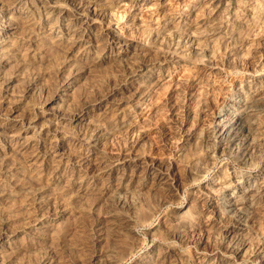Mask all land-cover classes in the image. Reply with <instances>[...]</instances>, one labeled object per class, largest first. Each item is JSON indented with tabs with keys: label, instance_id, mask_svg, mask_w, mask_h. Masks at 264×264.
I'll use <instances>...</instances> for the list:
<instances>
[{
	"label": "rangeland",
	"instance_id": "rangeland-1",
	"mask_svg": "<svg viewBox=\"0 0 264 264\" xmlns=\"http://www.w3.org/2000/svg\"><path fill=\"white\" fill-rule=\"evenodd\" d=\"M22 1L33 2V0ZM156 1L151 0L145 3L139 0L133 5H130L127 0L120 2L115 8L116 15H114L115 19L111 25V30L121 38L135 37L145 40L143 29L147 26H157V22L160 21H157L155 17L159 13H161L162 20L179 15L184 17L187 14V7L201 0ZM229 3H231L229 5L231 12H233L226 21L229 28L212 33V37L207 40L214 49L215 55L214 58H204V61L212 62L213 65L205 66L204 63L195 65L199 68L200 66L205 67L204 72L199 73L197 67L183 61L171 63L168 66L164 62L151 63V58L140 55L142 56L140 59L147 58L149 62L147 61V64L126 81H119L112 86L114 91L112 96H109V100L115 98L116 102L120 104L117 119L113 112L108 109L111 102L105 101L98 108V105H88V100L94 92L104 89L103 85L106 84V81L111 82L110 78L119 73L118 71L122 70L125 63L133 61L140 52L134 54L129 49L126 56L115 61L108 58L110 56L106 54L101 63L91 67L89 71L81 72L80 81L73 84L68 90L64 84L67 81L66 77L69 71H81L82 68H85L87 66L84 62L85 58L74 52L67 53L65 49L47 47L44 45L45 40L43 39L35 42L37 48L40 47L37 56L42 58L39 59L31 54L35 58L32 56L29 60L27 59L28 61L25 60L28 64L25 66L28 68V71L25 70L26 73L24 72L26 74H24L25 79L14 82L8 92L9 98L16 103L9 106L0 105V123L15 124L25 130L31 138L29 146L32 145L33 147H30L29 152L35 151L33 149L38 147L40 149L38 151L48 154L49 149L51 150L52 146L55 145L64 150V155L69 156L70 161L68 158L64 159L62 170L59 169L56 172L54 170L56 167L52 166L55 162L51 157L46 156V161H41L42 158H40L37 160L38 162H35L36 157L32 159L27 157V155L30 156L29 152L27 153L26 149L21 148L20 145L24 142L21 136L9 137L7 135L6 137V134L2 135L0 131V151L7 155L9 162L23 161L20 162L22 165L9 163L12 164V169L15 165L18 168L12 170V173L8 172L7 177L2 174L0 178V229L2 227L1 220L6 223L5 230H2V232L6 231V234L0 239V264H91L92 254L96 252L112 254L111 260L120 257L121 254L123 255L119 260L116 258L111 263L102 258H95L93 261L97 264H139L145 256L149 255L150 251H155L159 246H167L174 251V255L168 259L167 264L184 261L185 264L186 262L208 264L212 261L216 251L223 253V251L218 250L217 245L220 236L218 233L220 223L213 227L211 220H208L203 214L206 212L205 208L208 204L217 206V201L222 202L221 192L216 190L214 185L219 182V186H221L220 182L225 177L228 182L225 183L224 180L222 182L224 186L226 184L229 186L232 183L237 184L240 180H238L239 177L245 178L251 174L263 172L264 169V129L255 138L256 141L254 142L258 147H254L257 150L253 149L255 160L252 158L250 159L252 162H250L243 157L241 158L239 153L234 151L237 148L230 145L229 142L217 144L214 139L209 143L205 142L204 128L213 127L215 121L213 119L210 125V116L205 118L202 115L201 120H199L197 115L201 105L200 97L210 93H215L221 99L220 102L222 103L219 105L218 111L220 108H232L233 100L238 94L241 97L250 95L251 90H248L250 85H254L260 90L264 89V38L262 45L257 44L258 46L255 45L256 48H252L247 42L246 45L238 46L235 53L232 50L229 51V48L235 46L236 43L226 41L227 36H230L229 34H235L237 31L238 35L235 34L236 42L246 37L247 41L256 38L254 33L257 30L264 34V0H230ZM199 5V10L196 12H199L201 17L208 12L209 8L202 3ZM15 11L17 10L1 12L0 22L2 19L8 20L11 16L16 15ZM254 11L256 13L252 15ZM165 13L170 17H165ZM254 16L255 21L253 22ZM133 20L142 25L133 28L131 26ZM256 20L258 21L256 22ZM252 23L255 24V31L250 29L254 25ZM0 25L2 24L0 23ZM130 29L134 32L130 33ZM21 31L19 30L18 33ZM14 39L17 38L12 35L8 40L15 43ZM23 43V41H17L19 47L16 46V51L23 49V47L21 48V46H25V44L22 45ZM42 50L44 51L42 52ZM16 51V56H19L21 50ZM102 55L105 53L102 52ZM239 57L237 64L232 63ZM29 63H33L31 66L34 65V67H30ZM160 66L163 67V70L158 69ZM61 70L65 71L61 72ZM29 75L36 80V84L32 88H26L27 84L24 82L30 80ZM145 75H153L149 80L152 87L150 93H147L143 98L136 114L130 115L129 121L134 127L129 129L127 126L121 125L126 122L123 114L128 105L126 103L127 94L121 92L120 88L127 85L132 88L141 86ZM185 82L190 87L189 91H185L183 95L178 89ZM178 102L184 106L175 111L173 106ZM164 103H168V105L165 106ZM185 103L191 106V109L189 106H185ZM263 111L261 112L264 113ZM216 112L212 114L213 118L216 116ZM68 114H75L79 119L71 120L67 117ZM217 117L218 115L216 119ZM172 119L178 122L175 132L174 128L171 127L172 123H170L173 121ZM100 127L108 133L107 138L99 139L100 143L97 141L95 148H93L92 143L87 144L86 140L82 138L98 131ZM137 131L145 132L146 135L140 140L136 153L142 154L148 159H163L171 165L166 170L168 181L166 186L169 189H160L153 186L151 179L146 180V186L140 191L141 194L140 192L129 194L125 198L124 206L116 208V206H111L106 202L104 198L102 199L101 193H99L102 191L101 187L106 183V178L103 176L95 177V179L88 178L86 171L91 170L90 163L98 156V154L96 155L97 152L105 148L108 154L117 153L123 147V143L126 145L127 140L138 133ZM192 137L194 139L191 142L192 149L189 151V158H202L203 156V159H208L207 168L202 174L200 173L197 180H193L189 174L187 155L186 158L182 157V151L186 147L188 139ZM79 138L84 142H79ZM257 139L260 141L258 142ZM93 157L95 158L93 159ZM73 159L75 160L73 163L76 164L72 163ZM77 160H79V164H82L79 165ZM42 162L43 164H41ZM65 162L68 163L67 167ZM87 163V166L83 165ZM78 169L83 171L77 173ZM35 175L43 177L38 180L37 177H34ZM69 180L71 181L69 182ZM80 180L86 181V184L83 188L78 189L72 183L79 184ZM40 189L42 192V196H40L43 198L41 213L37 217L32 216L30 220L26 217L30 207L28 204L31 201L28 198L33 192ZM62 208L64 211L59 212ZM146 210H149L152 216L145 220L142 215ZM111 214H124L131 219L130 230L123 228V230L117 231L120 235L118 240L108 237V232H106L108 230L104 227V224L111 220ZM214 217L223 219L224 214L218 211L214 213ZM35 218L38 221L41 219L40 223L36 222ZM253 220L254 226L252 228L255 233L254 238L250 240L251 243L264 239V214H256ZM102 221L105 222L101 223ZM181 221L189 222L187 236L182 240L173 236L171 232V229L181 224ZM37 223L39 224L37 225ZM38 226L42 229H39ZM195 226L197 229L191 234V230ZM101 228L102 231L99 232ZM17 229L19 231L15 233L14 231ZM120 231L123 232L120 233ZM251 231L253 232L252 229ZM126 240L130 247L124 250L123 244ZM246 248L241 254L231 257L234 264H262L260 261H253V256L250 254L251 250L246 251Z\"/></svg>",
	"mask_w": 264,
	"mask_h": 264
},
{
	"label": "bare ground",
	"instance_id": "bare-ground-1",
	"mask_svg": "<svg viewBox=\"0 0 264 264\" xmlns=\"http://www.w3.org/2000/svg\"><path fill=\"white\" fill-rule=\"evenodd\" d=\"M123 1L125 0H35V1L33 0V2L28 3V2H23L22 0H0V13L12 9L17 10L15 11L17 13L16 15L11 16L10 18H8V20L2 19L0 22L2 24L0 25V105L9 106L12 103H16L14 101L12 102L11 98H9L10 96H8L9 95L8 92L11 90L12 84L14 82L21 79L23 81V78L26 75L25 70L28 71V68L25 67L28 65L26 64L25 60L27 59L29 60L33 55L37 56L38 54L37 51L38 48L40 47L37 48V44L35 45V42L39 41V39L45 40L44 45H46L47 47H53L62 50L65 49L67 53L74 52L77 55H81V57L85 58L84 62H86L87 64V66H85L84 64L85 68H82L81 71L80 70H76V71L73 70L71 72L69 71V74L66 77L67 81L64 84V87L68 90L70 89V87H72L73 84H77L80 81L81 78L79 75L81 74V72L84 73V71L87 70L89 71L91 67H94L97 64L101 63L105 58L106 54L107 56H110L108 58H112V60L115 61L118 60L119 58H122L123 56H126L128 54L127 52L130 49V51L134 54H136L137 52L140 53H138L137 56L134 57L133 61L125 63L123 65L122 70H119L118 71L119 73H116L113 78H110L111 82L107 80L106 84L103 85L104 89L94 92L92 97H90V99L88 100L89 101L88 105H94V106L98 105V108H100L105 101L111 102V105L109 106L108 109L111 112H113V115H115L117 119V117H119L118 115L120 112L119 111L120 104L116 102L115 98L109 100V96L110 95L112 96L113 94L112 92L114 91V89H112L113 88L112 86L114 84L116 85L119 81L122 80L126 81L130 76L135 75V73H137L139 69H141L145 64H147L146 63L147 61L149 62V60H147L148 57L151 58V63L155 64L158 62H164L168 66H170L171 63H179L181 61L186 62V64L189 65L192 64L194 66L197 64L200 65V63H204L205 66L213 65L212 62L204 61V58L206 57L214 58L215 55L214 49L210 46L207 40L212 37V33L216 31L221 32L223 29L229 28V25L228 23L226 24V21L227 19H229L228 16H231L233 13L231 12L229 6L231 4L229 3L230 0H201L196 3H192L191 6H188L187 14L184 17L182 15H179L178 17L177 16L170 17L165 13L164 16L170 18L162 20L161 13H159L155 17L157 21H160L157 22L158 25L155 27L147 26L143 29V33L145 34L144 36L145 40H140L135 37L121 38L111 30V25L115 19L114 15H116L115 8L117 7V5L120 4V2ZM127 1L130 2V5L139 2V0H127ZM142 1L148 3L151 0H142ZM156 2H158V0ZM201 3L202 5L208 7L209 10L206 14L200 17V13L196 11L199 10L200 7L199 4ZM255 13L256 11H254L252 15H254ZM253 19L254 20L252 21L254 22L255 16L253 17ZM257 21L258 20H256V22ZM173 23L175 24L173 25ZM141 25L142 24H140V22H134V20L131 24L133 28L139 27ZM254 28H255V24L252 25L250 29L255 31L256 29ZM19 30L21 32L18 33ZM129 31L130 33L134 32V30L131 29ZM235 34L238 35V31L235 32ZM235 34H229L230 36L229 37L227 36L226 38L227 42L229 43L232 42L233 44L234 42L236 43L235 46L229 48V51L232 50L233 53L236 52L238 46L241 47L243 45H246L247 42L250 44L252 48H254L255 45L257 44L262 45V41L264 38L263 37L264 34H262L259 30H257L254 33L256 35V38L254 37V39L247 41V37H246L243 40L236 42L237 37ZM239 34H241V32H239ZM12 35L17 38L14 39L15 43H12L10 42L11 40H8L9 37ZM18 40L23 41L24 43L22 45L25 44V46H21V48L23 47V49H19L16 51ZM20 43L18 44L20 45ZM43 48L45 47L43 46ZM15 51L16 52L20 51L21 54L19 53L20 55L16 56ZM43 51L44 50H42V52ZM102 52L105 53V55H102ZM140 55L147 56V58L140 59L142 57ZM35 56L33 57L35 58ZM37 57L39 59L42 58L40 56ZM239 59L240 57L236 59L235 62L233 61L232 63L237 64ZM31 64L33 63H29L30 67L32 66L34 67V65L31 66ZM195 67H197L199 73H203L205 70L204 66H200V68L198 66ZM158 69L163 70V67L160 66ZM64 71L65 70H61V72ZM151 77H153V75L150 76L145 75V79L142 80V85L136 88H132L130 85L120 88L121 92L127 94L126 103L128 105L123 114L124 115L123 118L126 119L124 121L126 122L124 125L121 124L122 126L125 127L127 126V128L129 129H133L134 126L129 121L130 119L129 117L131 114H136L141 103L143 102V98L145 97V95H147V93H150V88L152 87V83H150L149 80L151 79ZM66 78L64 79V81L66 80ZM24 82L27 84L26 88H32L36 84V80L33 79V77L31 76H30V80H25ZM189 87L190 85H188L185 82L184 84L181 85V88L178 90L180 94L182 93L184 95L185 91H189ZM248 90L249 91L251 90V94L245 95V97H241L238 94L237 97L233 100L232 108H222V109L220 108L218 111L217 109L222 102H220L221 99H219L215 93H210L207 96L200 97L199 100L201 101V105L197 114L199 116V120H201L202 115H204L205 118L210 116L211 119L210 125L213 119L215 121V125H213V127L210 128L208 126L204 128L205 142L209 143L213 139L217 144H225L226 142H229L230 145H233L235 146V148H237L234 151H237L239 153V156H241V158L243 157V159H245L246 161L247 160L250 161V159L253 158L255 151H257L254 148L257 145L254 141H256L255 138L257 137V134L258 133L260 134L261 131L263 132L264 129V113L261 112L264 109V89L260 90V88L258 89L257 87H254V85H250ZM164 105L167 106L168 103H164ZM183 106L184 105L181 102L175 103L173 106V110L175 111L179 110ZM185 106H189V105L186 104ZM190 107L191 106H189V109H191ZM214 112H216V116L218 115L217 119L216 116L214 118L212 116ZM67 117H69V119L71 120L79 119V117H77V115L75 114H68ZM173 121H171L170 123H172L171 127L174 128V132H175V129H177L178 122L176 120L174 122ZM97 126L96 128H98ZM104 130H105L104 128L100 127L98 131L95 130L96 132L92 133L89 136L85 135L86 138L84 137L82 139L86 140L85 142L87 144L92 143L93 148H95L96 143L99 139L103 137H104L103 139L107 138L106 135L108 133L105 132ZM0 131L2 135L6 134L5 135L6 137L7 135L9 137L10 136L14 137V135L16 137L17 135L21 136L24 139V142L20 146H22L21 148L26 149L27 153L29 152V150H31V148H33L32 145L29 146V142L31 139L30 136L27 135L25 130H22V128L17 127L15 124L0 123ZM145 135H146L145 132H138L134 136H131L127 140L126 145H124L123 143V147L120 148L117 153L114 152L115 154H111V153L108 154L105 148L101 149L100 151L98 150L99 152L96 153V155L98 154V156H96V158L93 157V159L94 158L95 159L90 163L91 164L90 167H92L91 170L86 171V175L88 176V178L95 179V177H99V176H103V178L104 177L106 178V183L104 184L103 187H101L102 191H100L99 193H101L102 199L104 198L106 202H108L111 206H116V208L124 206L125 198H127L129 194H133V193L138 194L140 191H142V188H145L146 186V180L149 179H151L153 186H156L163 190L169 189L166 186L168 182L166 179V170L171 165L163 159H154V158L148 159L142 154L136 153L138 152L137 150H138L139 142ZM262 135L263 134L261 133V136ZM82 139H80L79 142L83 143L84 141H82ZM193 139L194 137L188 139L187 145L186 147H184V150L182 151L183 152L182 157L186 158L187 155L188 165L190 168L189 174L193 180H197L198 177H200V173L202 174V172H204V170L207 168L208 159L207 158L203 159V156L202 158L200 157L189 158V154H190L189 151H191L192 149L191 142L193 141ZM36 141L38 140L36 139ZM16 142L17 141H15V143ZM51 142H53V140ZM54 143L56 144V142ZM35 146L37 147L38 145ZM47 146L51 147L52 145H47ZM253 149H255V151ZM33 150H35L33 151L34 153L32 151L29 152L28 154L30 156L26 154L27 157L31 159L36 157L35 162L40 158H42L41 161H46L47 160L46 156L51 157L53 159V162H55L52 166L56 167V169H54L56 170V172L59 169H61L64 163L63 162L64 159L69 157L68 155H67L68 157L64 155L65 154L63 152L64 150H62L61 147L55 145L52 146L51 150L49 149L48 154H46V152L43 153L41 151H38L40 150L38 149V147ZM17 152L15 153L17 154ZM21 161L22 160H20L18 163L14 161L12 162L18 165ZM68 161H70L69 158ZM77 161L79 164V160ZM12 162H9L7 155L0 151V178L2 177L1 176L2 174L3 175L5 174V176L7 177L8 172L12 173V170L18 168V166L15 165V167H13L12 169L11 166L13 164ZM73 162H75V160L72 161V163ZM9 163L12 164L10 165ZM88 163L83 165L87 166ZM41 164H43V162ZM66 164L64 165H66L67 167L68 163ZM19 165L22 164L20 163ZM78 171H83V170L78 169L77 173ZM34 177L35 178L37 177L38 180H40L43 176L38 177L35 175ZM84 179L87 181L86 178ZM226 180L227 178L225 177L223 181L226 183L228 182ZM238 180L239 182L237 184L232 183L229 186H226L227 184L224 186V184L222 183L223 181L219 179V181H221L220 182L221 186H219V182H218V184L216 183V185H214V188H216V190L221 192L222 202L217 201V206L208 204L207 207L205 208L206 212L203 213L208 220H211V224L213 225V227L217 226L220 223L219 226L220 231L218 232L220 236L218 237L217 245H218V250L223 251V253H219L218 251H216L212 261L209 262L208 264H234L232 258L235 257L236 254L237 255L241 254L246 247H247L246 251L248 249L251 250L250 254L253 256L252 257L253 261H260L262 264H264V239H259L257 242H253L252 240L253 243H251L250 241L251 239L254 238V233H255L254 229L252 228V226H254L253 217L254 216L256 217V214L257 215L264 214V169L263 172L256 173L254 175L251 174L245 178L239 177ZM70 181L71 180H69V182ZM86 181L80 180V182L78 181L79 184L76 183L77 181L72 184H74L73 185L74 187L76 186L78 189H80L83 188V186L86 184ZM41 194L42 192L40 189L33 192L31 197L28 198L29 200H31L30 203L28 204L30 207L28 208V212L26 216L28 219L32 218V216L37 217L40 215L39 213H41L40 211L42 208L41 203L43 202L42 200L43 198L41 197L42 196ZM63 208L62 210L60 209L59 212H63L64 211ZM218 211L224 214L223 219H220L219 217L218 218L214 217V213ZM151 214L152 213L149 210H146L145 213L142 215V217H144V219L146 220L152 216ZM110 218L111 220H109ZM110 218L108 219L109 221H107V223L104 224V227L106 228V230H108L106 231L108 232V237L113 238V240H118L120 235L117 231L123 230V228L126 229L128 228L127 230H130L129 225L131 219L124 214L121 215L111 214ZM36 219L37 218L34 219L36 222H39L41 220L40 219L38 221V219L37 220ZM1 222H2L1 223L2 227L0 229V239L4 234H6V231L2 232V230H5L6 228V223L3 220H1ZM104 222L105 221H102L101 223ZM39 223H37V225ZM188 223L189 222L181 221V224H178L176 227H174L175 229L174 228L171 229L173 236L181 240L185 236H187L186 232L188 231L187 230ZM29 224L30 223H28V225ZM31 227L33 228V226ZM39 229L42 228L39 227ZM195 229H197L196 226L193 227V229L191 230V234ZM251 229L253 230V232L251 231ZM16 231H19V229L15 230L14 232L16 233ZM100 231H102V228L99 230V232ZM121 232L123 231H120V233ZM124 243H125L123 244L124 250L129 249L130 246L128 241L126 240V242ZM148 254L149 255L145 256L142 259L141 263L139 264H167L168 259H170L174 255V251L170 247L159 246L155 251L152 250ZM121 255L120 257H116V258L119 260L123 256ZM111 256L112 254L109 255L108 252L106 253L96 252L92 254L91 264H97L96 262L93 261L95 258H102L104 261L111 263L113 262V260H116V258L111 260L112 259ZM172 264H185V261L175 262ZM186 264H190V263L186 262Z\"/></svg>",
	"mask_w": 264,
	"mask_h": 264
}]
</instances>
